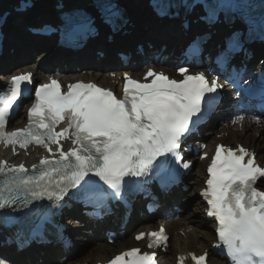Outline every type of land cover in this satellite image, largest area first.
<instances>
[{
    "label": "snow or ice",
    "instance_id": "snow-or-ice-1",
    "mask_svg": "<svg viewBox=\"0 0 264 264\" xmlns=\"http://www.w3.org/2000/svg\"><path fill=\"white\" fill-rule=\"evenodd\" d=\"M204 7L205 19L212 23L227 5L221 0L216 6L205 3ZM231 7L239 10L242 5ZM157 10L168 14V9L159 4ZM63 23L69 33L82 26L71 15ZM249 24L251 27V20ZM260 24L264 27V19ZM239 36L234 33L229 39L216 58L218 64L226 65L230 55L240 50ZM191 51H199L197 41ZM177 71L182 78H169L149 68L146 82L125 73L121 98L95 82L76 81L62 91L61 83L52 78L35 86L27 125L7 131L14 106L25 88L33 84V73L22 72L10 78L6 90L0 92V143L11 146L14 155L18 154L17 146L27 150L30 145L48 153L31 169L24 163L0 160V210L16 213L7 220L19 225L18 247L42 238L53 217L65 208L71 209L66 201L77 199L97 208L106 207L110 199L126 203L128 194L141 190L144 178L150 180L153 173L166 172V164L192 167V161L184 159L182 144L203 118L205 104L210 108L224 85L218 77L210 80L204 71L190 72L185 67ZM230 79L234 87H239L238 73L234 72ZM256 89L264 96V73L245 91ZM254 119L261 122L259 117ZM65 120L67 125L57 130ZM244 120L240 115L233 122ZM63 142L72 146L65 149ZM203 147L197 145L198 149ZM207 155L204 152L200 158ZM30 170L36 174L28 175ZM207 173V186L201 195L209 206L207 215L218 222L217 246L226 249L232 264H264V191L256 186L264 178V167L257 164L256 153L241 145L233 148L219 144ZM43 199L51 206L45 210L30 208L33 202ZM146 236L150 238L149 248L167 246L169 238L163 225L149 233L140 231L135 239ZM187 255L193 264H206L208 253ZM155 256L154 252L134 247L119 253L108 264H156ZM0 264L7 261L0 259ZM179 264H185L184 256L179 257Z\"/></svg>",
    "mask_w": 264,
    "mask_h": 264
},
{
    "label": "bare ground",
    "instance_id": "bare-ground-1",
    "mask_svg": "<svg viewBox=\"0 0 264 264\" xmlns=\"http://www.w3.org/2000/svg\"><path fill=\"white\" fill-rule=\"evenodd\" d=\"M39 60H41V57L38 59V61ZM31 66L34 67V65L32 64L28 67ZM2 79L5 78L3 77L1 78V80ZM261 124L262 123H257L254 118L246 117L243 122L242 128L238 125H230L224 128V131H229V137L227 140L224 139L222 141L228 144L243 143L248 147L254 148L258 152V158L264 163V126H262ZM17 159V157H12L6 153L0 152V160H7L8 162H11L12 160ZM202 172L203 170H200V168L198 170H195L194 185H197L201 181L200 175H202ZM191 196L192 198L194 197L193 192L190 197ZM199 211L200 209L196 207V210L191 211L190 214L168 223L169 230L172 233L171 252H173V254L183 253L190 250L191 247L194 246L207 248V245H209L211 239L213 238L212 226L203 219ZM183 229H190L191 232L189 234H186V236H183L180 233H175V231H180ZM126 242L127 241L120 242L112 246H108L105 244H101L98 247L90 246L85 252L83 259L86 261L90 260L94 262L98 261L97 259L100 257H102L103 259H109L111 255L123 249L126 245ZM162 257L163 263L168 264L171 259L170 255L167 254Z\"/></svg>",
    "mask_w": 264,
    "mask_h": 264
}]
</instances>
